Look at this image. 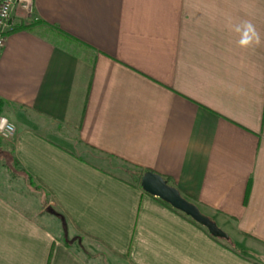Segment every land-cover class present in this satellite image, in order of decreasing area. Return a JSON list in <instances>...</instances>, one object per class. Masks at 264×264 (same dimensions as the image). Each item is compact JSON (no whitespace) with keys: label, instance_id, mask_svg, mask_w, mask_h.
<instances>
[{"label":"crops","instance_id":"crops-1","mask_svg":"<svg viewBox=\"0 0 264 264\" xmlns=\"http://www.w3.org/2000/svg\"><path fill=\"white\" fill-rule=\"evenodd\" d=\"M242 21L259 46L239 47ZM13 22L0 55L7 145L69 231L112 264H264V0H34ZM145 171L233 250L145 192ZM55 221L0 194V264L101 263Z\"/></svg>","mask_w":264,"mask_h":264},{"label":"rangeland","instance_id":"rangeland-1","mask_svg":"<svg viewBox=\"0 0 264 264\" xmlns=\"http://www.w3.org/2000/svg\"><path fill=\"white\" fill-rule=\"evenodd\" d=\"M6 116L8 117V115ZM8 118L16 127L15 122L10 117ZM11 140L0 139V147L2 148L3 152V154L1 155L2 157H0V194L18 205L29 206L33 211L37 210L38 212H45V208L51 205L48 204L46 201L44 190L37 187L35 183L33 185H29L26 181L27 185L24 184V182L21 181L20 178H18L24 177L23 174L19 171V169H15L17 171L16 174L13 175L11 172H9L6 167V163H8L9 166L13 168V163L12 161H10V148L7 145L8 143H10L9 141ZM121 167L123 168V170L127 171V173H123L125 177H128L130 179L134 178L133 169L124 167L122 165L120 166V168ZM48 223L51 229L59 235V238H61L63 241L65 240L66 243H75L79 249L87 253L90 250L89 255H94L95 257L99 258V261L101 262L100 264H112L109 262L106 254L98 246L91 247V245H89L91 243L88 241H84V238L81 235L71 232L66 228L62 229L58 221H55L54 223ZM231 243L234 244L235 242L231 240ZM234 245L236 246V244Z\"/></svg>","mask_w":264,"mask_h":264},{"label":"water","instance_id":"water-1","mask_svg":"<svg viewBox=\"0 0 264 264\" xmlns=\"http://www.w3.org/2000/svg\"><path fill=\"white\" fill-rule=\"evenodd\" d=\"M140 186L145 192L167 202L171 207L183 212L204 226L211 235L225 240L229 239V235L223 229L210 217L202 213L194 203L184 198L179 190L169 184L160 174L145 171L141 175ZM46 211L59 218L62 225L66 224L63 215L58 213L52 206H47Z\"/></svg>","mask_w":264,"mask_h":264},{"label":"built area","instance_id":"built-area-1","mask_svg":"<svg viewBox=\"0 0 264 264\" xmlns=\"http://www.w3.org/2000/svg\"><path fill=\"white\" fill-rule=\"evenodd\" d=\"M33 1L34 0H0V55L5 46L6 37L13 27V14L15 10L20 8L26 15L30 16L32 14ZM0 118H6L8 124L14 125L6 115L0 114ZM15 132L16 127L14 132L9 136H5L0 132V139L11 140Z\"/></svg>","mask_w":264,"mask_h":264},{"label":"trees","instance_id":"trees-1","mask_svg":"<svg viewBox=\"0 0 264 264\" xmlns=\"http://www.w3.org/2000/svg\"><path fill=\"white\" fill-rule=\"evenodd\" d=\"M28 28H29V25H24V24H17L16 27H15V29H28ZM65 36L68 37L69 40L72 41V43L77 44L75 47H80V46L82 45V43L79 42L77 39H75V38H73V37H70V36H67L66 34H65ZM6 104H7V103H6L4 100H2V99L0 98V114H3L4 109H5V107H6ZM2 154H3V152H2V148L0 147V157H2V156H1ZM10 155H11V153H10ZM10 161H12V163H13V164H12V165H13V168H11V167L9 166L8 163H6V167H7V169L9 170V172H11V173L14 175V174H16V171L19 169V171L23 174V176L25 177L24 179L28 182V184H29V185H33V184H34V181H33L32 177H31L29 174L25 173L24 170L19 166V162H18V160H17L15 157H13V156L11 155ZM15 169H17V170H15ZM133 172L136 174V177H137V179H138V178L140 177L141 171H139V170H133ZM164 178L167 180V182H169V179H168V178H166V177H164ZM158 199H159V198H158ZM159 200H160L161 202H163L164 204H166L167 206H169V207H170L171 209H173L175 212L179 213L180 215H182L183 217H185L186 219H188L190 222H192V223L195 224L196 226L202 228V229H203V230H204L209 236H211L214 240H216L217 242H220V243L223 244L226 248L233 250V248H232V244H233V243H231L229 240H225V239L218 238V237H215V236L211 235V234L207 231V229H206L204 226H202L201 224H199V223H197L196 221H194V220H193L192 218H190L188 215H186V214H184L183 212H181V211H179V210H177V209L171 207L167 202H165V201H163V200H161V199H159ZM61 228H62V229H63V228L68 229L66 224H65V225H62ZM64 242L66 243L65 240H64ZM66 244H70V243H66Z\"/></svg>","mask_w":264,"mask_h":264},{"label":"clouds","instance_id":"clouds-1","mask_svg":"<svg viewBox=\"0 0 264 264\" xmlns=\"http://www.w3.org/2000/svg\"><path fill=\"white\" fill-rule=\"evenodd\" d=\"M233 31L239 34L238 45L241 48L248 49L261 44V36L256 26L250 21H242L233 26ZM6 129V130H5ZM15 126L8 124L6 118H0V132L9 136L14 132Z\"/></svg>","mask_w":264,"mask_h":264}]
</instances>
